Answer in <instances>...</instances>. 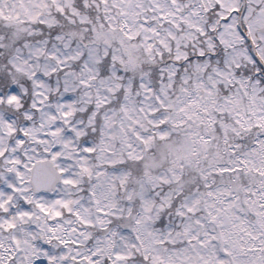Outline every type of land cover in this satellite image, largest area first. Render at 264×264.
<instances>
[{"label":"snow or ice","instance_id":"obj_1","mask_svg":"<svg viewBox=\"0 0 264 264\" xmlns=\"http://www.w3.org/2000/svg\"><path fill=\"white\" fill-rule=\"evenodd\" d=\"M0 264H264V0H0Z\"/></svg>","mask_w":264,"mask_h":264}]
</instances>
